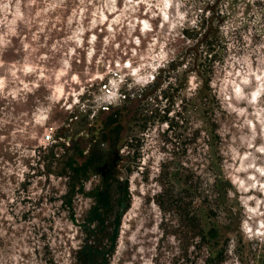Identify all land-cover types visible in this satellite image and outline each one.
<instances>
[{"label":"rangeland","instance_id":"1","mask_svg":"<svg viewBox=\"0 0 264 264\" xmlns=\"http://www.w3.org/2000/svg\"><path fill=\"white\" fill-rule=\"evenodd\" d=\"M169 82L170 110L144 111ZM104 136L72 192L68 155ZM200 211L218 264H264V0H0V264H206Z\"/></svg>","mask_w":264,"mask_h":264},{"label":"trees","instance_id":"2","mask_svg":"<svg viewBox=\"0 0 264 264\" xmlns=\"http://www.w3.org/2000/svg\"><path fill=\"white\" fill-rule=\"evenodd\" d=\"M171 70L174 71V69ZM167 78H174L175 82L177 81V77L171 75V73H167L166 79ZM154 86H156V83H152L145 88H139L136 93V96L137 97L143 96L147 90H149L150 88L152 89ZM172 86L173 83L169 82L168 83L169 88L167 90H161L160 92L154 93L153 96L147 95L142 104L144 111L152 112V113L157 112V110H160L162 105H164L163 100H165L166 101L165 105L167 104V107L163 109V112L166 114L170 110V107L173 106L174 104L173 101L168 102V100H170L171 97L170 94L168 93L172 88ZM159 97H161V99H159ZM195 98L198 99V104L200 108H207L212 103H215L217 106H220L219 100L216 98V95L212 92V90L208 85V80L204 81L203 84L198 88ZM153 106H155V108L157 109H154ZM115 115L116 114L114 113L107 118L105 123L106 129L112 124H115L117 122V120L115 119ZM119 128L120 127L116 125V127L112 129L115 136L109 138V145L111 148H113L117 144ZM106 140L107 139L104 136L102 140H99L97 142L95 141L94 142L95 144L90 146V153L87 156V159L82 164H78L77 161H75V159H73L71 155H68L67 160L65 162V167L63 168L64 172L63 173L61 172L60 174H66L65 170H68V172H70L69 175L67 176L69 177L68 186L72 192L74 191V188H76V185H78L79 190L82 191L84 187V182L87 181L89 176L92 173L95 174L98 173V171H100L103 168L104 164H102V162L104 158V151L101 148L100 144H102L104 141L106 142ZM82 153L83 151L80 150L79 155H81ZM50 155L53 156L54 153L51 152ZM219 168L220 167H218V169ZM49 172L50 171H48V173ZM223 179L224 176L222 175L220 169L214 172L213 192L215 194L216 208L222 209L224 211L225 207L223 204V200H225L227 197H226V190L221 185ZM184 184H185L184 191L187 193L192 192L191 186L187 184V181H185V179H184ZM120 200L121 198L119 197V194L116 193V198L113 201L110 200V204H109L110 210L113 207H115L120 202ZM200 212H201V222L198 225H195L193 230V236L199 238L201 246H204L206 244L205 247L208 253L206 264H218L222 259L223 251L225 250V243L228 237L223 238L219 224H217L216 221H212L208 219L204 211H200ZM193 218H196V216H194ZM77 254H78L77 264H99L98 261H93V257L97 256V253L94 256L93 254L89 253L87 250H83L82 252L78 250Z\"/></svg>","mask_w":264,"mask_h":264}]
</instances>
